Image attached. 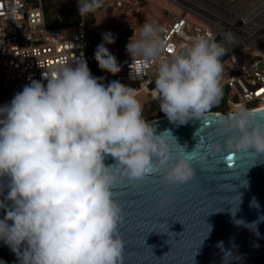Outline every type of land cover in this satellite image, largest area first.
Listing matches in <instances>:
<instances>
[{
    "label": "clouds",
    "instance_id": "1",
    "mask_svg": "<svg viewBox=\"0 0 264 264\" xmlns=\"http://www.w3.org/2000/svg\"><path fill=\"white\" fill-rule=\"evenodd\" d=\"M97 7V0L77 3L81 17ZM161 31L155 21L143 23L126 51L157 64L153 99L170 122L183 124L219 102L221 57L228 50L199 35L165 52ZM101 37L94 59L115 75L120 66L106 47L115 37ZM42 75L46 83L33 79L0 106V241L18 264H124L123 212L114 187L149 177L187 182L200 153L186 152L168 130L157 132L134 89L119 80L105 85L86 60ZM217 132L227 134L229 146L264 158V122L243 106L219 121ZM223 147L216 141L206 151L219 154ZM108 157L114 163L106 164Z\"/></svg>",
    "mask_w": 264,
    "mask_h": 264
},
{
    "label": "water",
    "instance_id": "2",
    "mask_svg": "<svg viewBox=\"0 0 264 264\" xmlns=\"http://www.w3.org/2000/svg\"><path fill=\"white\" fill-rule=\"evenodd\" d=\"M250 111L264 122V106ZM227 115L205 112L183 124L166 115L148 119L186 152L198 151L200 159L194 161V177L181 184L149 177L114 187L123 212L124 264H264V158L229 146L227 134L217 132ZM216 141L222 152H207ZM0 264H18L3 241Z\"/></svg>",
    "mask_w": 264,
    "mask_h": 264
},
{
    "label": "built area",
    "instance_id": "3",
    "mask_svg": "<svg viewBox=\"0 0 264 264\" xmlns=\"http://www.w3.org/2000/svg\"><path fill=\"white\" fill-rule=\"evenodd\" d=\"M166 1L173 9L157 22L165 52L168 47L180 50L199 35L215 37L228 50L221 57L222 63L228 60L231 64L221 84L224 113H217L227 115L240 106L247 110L263 107L264 93L260 90L264 89V68L258 63L264 60V48L250 53L246 61H240V49L247 43L264 44V0H256L249 7V0L244 5L239 4L246 0ZM108 2L113 10L120 11L125 4L137 1ZM90 21L87 14L66 25L47 27L41 0H0V106L10 102L31 80L46 83L42 74H52L61 64H73L79 59L88 64ZM139 29H107L115 37L107 47L120 71L115 75L106 72V83L119 80L133 88L135 96L140 92L151 96L157 64L131 57L126 51L129 37ZM227 33L231 40L223 39ZM98 36L100 43V30ZM153 107L160 110L159 105Z\"/></svg>",
    "mask_w": 264,
    "mask_h": 264
},
{
    "label": "rangeland",
    "instance_id": "4",
    "mask_svg": "<svg viewBox=\"0 0 264 264\" xmlns=\"http://www.w3.org/2000/svg\"><path fill=\"white\" fill-rule=\"evenodd\" d=\"M53 3L62 4L61 8L66 11L68 18L76 20L80 17L78 13L77 3L78 0H49ZM137 2H131L129 5L125 4V7L120 11H115L110 6L108 0L103 1V7L101 9H96L91 12V30L97 35L98 41V30H100V43L102 42V33H108L107 29L117 28V29H128V28H137L141 27L143 23L147 21H155L156 23L161 20L166 11H172V6L167 3L166 0H136ZM241 2L239 5H244L247 3ZM256 0H249V6H251ZM81 4L84 3L83 0H79ZM70 10V11H67ZM193 22H197L196 19H191ZM99 43V44H100ZM264 44L257 43H247L245 47L240 49V61H246L250 57V53L263 49ZM108 45H106L107 47ZM224 71L220 79V84L223 83L226 72L230 68V62L226 60L223 62ZM258 66L264 68V60L258 63ZM107 85L106 81H101ZM143 105V116L148 120L155 118L157 116V111L152 105L150 97L146 93H138L135 96Z\"/></svg>",
    "mask_w": 264,
    "mask_h": 264
},
{
    "label": "trees",
    "instance_id": "5",
    "mask_svg": "<svg viewBox=\"0 0 264 264\" xmlns=\"http://www.w3.org/2000/svg\"><path fill=\"white\" fill-rule=\"evenodd\" d=\"M84 3L86 0H83ZM97 3L99 4V7L96 9H101L103 7V2L101 0H97ZM42 4V12H43V18L44 23L47 27H55V26H61L66 25L69 23L74 22L75 20H72L71 18H68V14L65 10L61 8L62 4L53 3L49 0H41ZM70 11V10H67ZM91 17V12L88 13ZM77 20V19H76ZM99 44L98 37L93 31H89V47H88V64L91 69V73L94 76L97 77H104L102 81H106V71H102L98 68L97 62L94 59L93 53L96 49V46ZM206 112H221L224 113L223 109V98L219 99V102L217 104H214L208 111ZM157 116L165 115L161 110L157 111Z\"/></svg>",
    "mask_w": 264,
    "mask_h": 264
},
{
    "label": "bare ground",
    "instance_id": "6",
    "mask_svg": "<svg viewBox=\"0 0 264 264\" xmlns=\"http://www.w3.org/2000/svg\"><path fill=\"white\" fill-rule=\"evenodd\" d=\"M241 2V1H240ZM239 3V2H238ZM232 6H233V4H232ZM146 93V92H145ZM148 95V94H147ZM149 96V95H148ZM150 97V99H151V101H152V105L154 106V105H156V106H158L159 105V101L158 100H156V99H153V90L151 91V96H149ZM259 108H261V107H259Z\"/></svg>",
    "mask_w": 264,
    "mask_h": 264
},
{
    "label": "snow or ice",
    "instance_id": "7",
    "mask_svg": "<svg viewBox=\"0 0 264 264\" xmlns=\"http://www.w3.org/2000/svg\"><path fill=\"white\" fill-rule=\"evenodd\" d=\"M261 93H264V89L260 90ZM259 94V93H258ZM229 160H231V157H229Z\"/></svg>",
    "mask_w": 264,
    "mask_h": 264
}]
</instances>
